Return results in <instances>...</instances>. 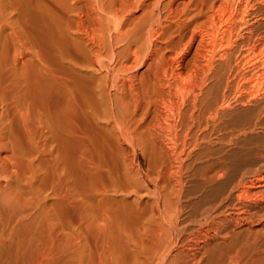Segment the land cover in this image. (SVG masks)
Listing matches in <instances>:
<instances>
[{"label":"bare ground","instance_id":"6f19581e","mask_svg":"<svg viewBox=\"0 0 264 264\" xmlns=\"http://www.w3.org/2000/svg\"><path fill=\"white\" fill-rule=\"evenodd\" d=\"M255 130L264 0H0V264H264Z\"/></svg>","mask_w":264,"mask_h":264},{"label":"rangeland","instance_id":"374dc122","mask_svg":"<svg viewBox=\"0 0 264 264\" xmlns=\"http://www.w3.org/2000/svg\"><path fill=\"white\" fill-rule=\"evenodd\" d=\"M28 57L29 56L27 54H24L22 58L27 59ZM230 90L231 89H228V90L224 89L225 96H226L225 101H227V103H229L231 101L229 104L233 103L231 105V106H233L235 103L233 101V99L236 96V94H235L234 90H232V92H230ZM230 93H233V94H230ZM228 100H230V101H228ZM236 107H237L236 108L237 111H239V110L241 111L242 104H239ZM253 133H255V135ZM247 136L251 137L250 141L252 143H250V145L248 144L249 142L246 141V139H241L240 141L241 142L244 141V142L241 143L239 141L240 144L239 143L228 144V147H229L228 153L233 154L236 151L243 150V149L245 150L247 148L253 149L257 145H260V143L262 141H264V130H261V131L255 130V131L248 132ZM245 144H246V146H245ZM232 150H233V152H232ZM122 154L124 156L122 158L121 157L117 158V162H116L117 166H118L117 170H116L117 171L116 174H118V176L120 178L119 181L115 180L117 178V175H115V173H114L115 171H114L113 166L109 162H103L102 161V167H101L102 172H101V174L105 175L104 179H106V181H108L110 183V187L112 188L114 186L113 189L116 190V191L113 190L112 192H109V194L112 193L115 195V197H121V196H125V195H131L132 192L129 194L130 190L140 189L139 193L141 195L142 194L144 195L145 193H146L145 195H147V194L151 195L152 190H154L153 186H146L147 171L153 168V164L151 162V159L149 158L148 152L142 151L139 149H137L136 151L133 152L130 148H126ZM256 166H258V167H256ZM262 167H264V164L258 163L257 165L249 166V169H251L254 174H259V173H261V171H262V174H264V168H262ZM126 171H128V173H126ZM123 172H125V174H123L125 177H123V175H122ZM123 191H124V193H123Z\"/></svg>","mask_w":264,"mask_h":264}]
</instances>
